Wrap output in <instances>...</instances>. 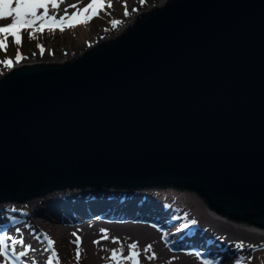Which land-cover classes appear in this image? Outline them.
<instances>
[{
	"label": "water",
	"instance_id": "water-1",
	"mask_svg": "<svg viewBox=\"0 0 264 264\" xmlns=\"http://www.w3.org/2000/svg\"><path fill=\"white\" fill-rule=\"evenodd\" d=\"M135 16L76 58L3 73L0 202L172 186L264 231V0Z\"/></svg>",
	"mask_w": 264,
	"mask_h": 264
},
{
	"label": "rangeland",
	"instance_id": "rangeland-1",
	"mask_svg": "<svg viewBox=\"0 0 264 264\" xmlns=\"http://www.w3.org/2000/svg\"><path fill=\"white\" fill-rule=\"evenodd\" d=\"M86 2L87 0H79L77 7H82ZM165 2L166 0H143V2H141V0H111V5H109L107 0H105V7L99 10L98 15L93 16L90 20L78 23L77 26L74 25V27H71L73 25H66L63 31L59 29H46L44 32L37 31L31 37L28 35L30 29H24L22 30L21 45H17L13 38L9 36L6 51L0 50V61H3L5 57H12L13 66L17 64L33 63L38 61L60 62L72 57L76 58L80 54L84 53L85 50L92 48L96 43L102 42L103 39L107 38V40H109L110 38H115L117 35H119L123 28L128 27L129 23L130 25L133 24L134 20L136 19L135 15L139 12L151 10L152 6L153 9L155 6H162ZM73 3H76V0H61L59 12L62 13L64 11L65 5H71ZM125 7L128 8L127 14L124 12ZM73 10V8H68L69 12ZM112 21H116V23H113ZM38 44L44 45L45 50L43 53H41V50L37 47ZM18 47L23 54V58L19 61L15 59L16 49ZM8 69H10V67L0 63V78ZM58 190L65 191L59 193L56 192ZM74 190L79 189H55L44 195L29 198L23 201L24 203H19L16 201L0 202V229H2L1 227L8 223L6 221L7 219H16L19 220L20 223H24L25 226H31V224H33V216L31 215L36 213L38 207L40 206V219L44 220L46 226H48V223L52 222L57 225H64L68 223L66 221L72 220V214L80 212L79 209L74 206V204L79 203V201L87 202L92 200L99 203V205L93 204L85 207L89 209L83 213L85 215L76 214L74 217L77 218L80 216L78 218L79 221H86L89 218L91 221L101 220L100 222L107 220L112 222L113 220L117 221L119 219H125L132 223H134L136 220L146 221L152 226V228L155 227L159 230L158 237L161 240L163 239L169 242L170 240L172 241L173 239H176L178 234H180V246L175 247L174 250L171 249V247H168V245L166 246L170 252L177 251L178 247H181L179 251L187 247L190 250H193L195 255L196 253H199V255H201L205 260H208L209 262L212 260V264H235L236 260H240L241 264H264V243L256 245L257 247L247 248L249 255L240 256L237 253V250L235 251L236 254L231 255L232 253L229 254L225 251V249L220 250V246H216L217 244L211 245L208 243L206 239L203 238L201 233H194L192 230L186 229L189 227L188 225L191 219L190 217L184 218L186 217L187 213L184 216L182 214L183 219L178 218L177 214L175 213L176 208H174V214L166 213L164 210H162V201L153 200L154 198H152L151 193L144 190H142L140 193L141 195L136 196L132 194L122 196L117 195L116 192H113L112 194H106V197L103 198H97L98 196L92 195V193H95L94 191H88L86 192L87 194H85L83 197H80L83 198V200H79L80 198L76 197L78 195L75 194V192H71ZM84 190L86 191L87 189ZM177 190H185L190 194L197 196L195 191H189L187 189ZM121 191L128 193L135 192L134 190ZM62 193H66V195H58ZM137 196H139V198ZM140 196L143 197L140 198ZM188 202L192 206L188 208L186 207L190 213L193 210V207H196V202L195 200L189 199ZM103 203L106 205H103ZM43 206H52V208L49 210ZM201 214L208 215L209 213L206 211V209H202ZM202 215L200 216L201 219L203 217ZM222 218L227 219L226 217ZM44 228L47 232L51 231L47 227ZM33 233H35L37 237L41 238L39 240H42L41 243L43 246L46 245L43 247L45 251H47L48 247L50 246L48 243L49 238H51L53 241H55L56 238L57 243H60L62 241L61 238L63 237V235L58 234L57 228L51 231L49 237L47 236V239H43L38 232H35V230ZM262 233L264 234V232ZM32 236H34V234H32ZM64 238H66L65 235ZM71 239L73 238H68L69 243H71ZM258 240L259 239H257V241L248 240V243L253 242L255 244L259 242ZM217 243L221 244L219 241H217ZM110 249L111 248H109V251ZM55 250L60 259L58 261H54V264H72L70 256H68L65 249H62L60 244H57ZM49 255H51V253H48V256ZM0 256L2 257V254ZM199 257L200 256H198V258ZM248 257H252V259H248ZM124 264H131V262L125 261Z\"/></svg>",
	"mask_w": 264,
	"mask_h": 264
},
{
	"label": "bare ground",
	"instance_id": "bare-ground-1",
	"mask_svg": "<svg viewBox=\"0 0 264 264\" xmlns=\"http://www.w3.org/2000/svg\"><path fill=\"white\" fill-rule=\"evenodd\" d=\"M77 25L78 24H75V26ZM71 27H74V25ZM143 190L151 193L152 198H154L153 200L162 201V210H164L166 213L174 214V208H176L175 213L177 214L178 218L181 219H183V216L187 213L186 217L184 218L190 217L191 219L189 221V227L186 229L192 230V232L194 233H201L203 235V238H205L208 243H210L211 245L217 244L216 246H220V250L225 249V251L229 254L232 253L231 255L236 254V250L238 251L237 253L240 256L249 255L247 248H252L249 247V245H259L261 243H264V234L262 233L264 231L244 226L246 225L245 221H242V225H240L230 221L229 219L227 220L225 218L217 216L205 205L203 200L198 195L196 196L190 194L185 190L174 189V187L172 186L161 188L157 186L151 188L147 187L143 188ZM64 191L65 190H58L56 192L60 193ZM88 191L92 192L93 190H74L71 192H75V194L78 195L76 197L80 198L87 194L86 192ZM94 192L95 193H92V195L98 196L97 198H103L106 197V194H112L113 192H116L117 195L122 196L129 194L136 196L141 195L140 193L142 191H135L137 193L110 190ZM58 195H66V193ZM137 197L139 198V196ZM142 197L143 196H140V198ZM188 199L195 200L196 202V207H193V210L190 213L189 210L186 209V207H192L188 202ZM79 200H83V198H80ZM93 204L99 205V203L92 200H89L87 202L79 201V203L74 204V206L77 207L80 212L72 214V220L66 221L68 223L64 225H57L52 222L48 223V226L45 225L43 219H40V206L38 207L36 213L31 215L33 216V224H31V226H25L24 223H20V221L16 219H7L6 221L8 223L1 227L2 229H0V235H3L5 232H9L12 236H22L25 239V243L27 245H31L30 248H27L23 245L16 246L18 251L24 252L23 256H15V254H12L14 260L17 259V264H25V262H27V264H47L48 253H51L52 255V248H56L57 244H60L62 249H65L68 256H70L72 264H105V260L110 259L109 248H120L121 245H123L126 253L127 246L133 241L137 242L140 249L146 248L149 244L152 245V247L147 249V251L140 252L141 264H205V261H207L208 264H212L213 262L212 260L210 262L208 260H205L201 255H199L200 257L198 258L193 250H190L187 247H185L181 251H179L181 247H178L177 251L170 252V250L166 246L168 245V247H171V249L173 250L175 249V247L180 246V234H178L176 239H173L172 241L170 240L169 242L163 239L161 240L158 237L159 230L155 227L152 228V226L146 221L136 220L134 223H132L125 219H119L117 221L113 220L111 222L106 219L107 221L100 222L101 220L91 221L90 218L86 221H79L78 218L80 216L77 218L74 217L76 214L85 215L83 213L89 210L85 207ZM103 205L106 204L103 203ZM44 208L51 210L52 206H46ZM202 209H206L209 214H204L205 216L202 215ZM201 215L203 216L202 219L200 218ZM198 218L200 219V221ZM192 221H195V223H193ZM44 227L49 228L51 231L57 228L58 234L63 235V237L61 238L62 241L60 243H57V239L55 238L54 245L49 246L47 251H45L43 248L46 245L43 246L41 243L42 240H39L41 238L37 237L35 233H33L35 230V232H38L43 239H47V236L49 237L51 231L47 232ZM17 228L20 229V232L15 231ZM103 229H107V231H103ZM258 233H260L261 235ZM32 234H34V236H32ZM64 235L66 238H64ZM113 236H118L120 237V239L118 241H114L112 240ZM70 237L73 238L71 239V243L68 242V238ZM257 239H259L258 243H248V240L257 241ZM77 240H79V243H76ZM94 241L96 242L94 243ZM217 241H219L221 244H218ZM239 242H243V248L239 247ZM76 249H80L81 258L79 261H77L75 258ZM153 251L157 253V256L149 260L147 257L150 256L151 252ZM124 263L125 261L121 262V264ZM6 264L11 263L6 261Z\"/></svg>",
	"mask_w": 264,
	"mask_h": 264
},
{
	"label": "snow or ice",
	"instance_id": "snow-or-ice-1",
	"mask_svg": "<svg viewBox=\"0 0 264 264\" xmlns=\"http://www.w3.org/2000/svg\"><path fill=\"white\" fill-rule=\"evenodd\" d=\"M108 4L111 5V0H107ZM143 2V0H141ZM79 0L71 5H65V9L62 13L59 12L61 0H0V50L7 48L8 37L11 36L17 45L22 44V30L30 29L28 35L31 37L37 31L44 32L46 29H59L64 30L66 25H75L82 23L86 20H90L93 16L99 14V10L105 7V0H87L82 7H77ZM68 8L74 10L69 12ZM51 9V11H50ZM125 14L128 13V8L124 9ZM116 23V21H112ZM37 47L44 52L45 48L43 44H38ZM23 58L19 47L16 49L15 59L19 61ZM7 65L12 66L13 58L5 57L3 61H0ZM195 223V221H192ZM16 232H20L17 228ZM107 231V229H103ZM120 237L113 236L112 240L118 241ZM96 241H94L95 243ZM49 245H54V241L49 238ZM79 243V240L76 241ZM17 245H23L30 248L31 245L25 243V239L22 236H12L9 232H5L0 235V264H6V261L12 262L13 255L23 256V251L17 250ZM152 245H147L146 248L140 249L137 242L133 241L127 246V251L123 245L120 248L113 247L110 249V259L105 260V264H121L122 261H130L131 264H141V251H147ZM239 247L243 248V242H239ZM249 247H257L256 245H249ZM52 255L47 256V264H54V261H58L60 257L56 254V250L52 248ZM199 256V253H196ZM157 256L155 251L151 252V255L147 258L149 260ZM6 258V259H5ZM76 260H80V249H76ZM175 259V257H174ZM252 259V257H248ZM27 264V262H25ZM205 264H208L205 261ZM235 264H241L240 260H236Z\"/></svg>",
	"mask_w": 264,
	"mask_h": 264
}]
</instances>
